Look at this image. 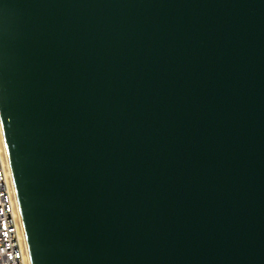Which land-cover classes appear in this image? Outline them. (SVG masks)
I'll use <instances>...</instances> for the list:
<instances>
[{"label":"water","instance_id":"1","mask_svg":"<svg viewBox=\"0 0 264 264\" xmlns=\"http://www.w3.org/2000/svg\"><path fill=\"white\" fill-rule=\"evenodd\" d=\"M0 122L31 264H264V0H0Z\"/></svg>","mask_w":264,"mask_h":264},{"label":"built area","instance_id":"2","mask_svg":"<svg viewBox=\"0 0 264 264\" xmlns=\"http://www.w3.org/2000/svg\"><path fill=\"white\" fill-rule=\"evenodd\" d=\"M0 264H28L19 205L0 143Z\"/></svg>","mask_w":264,"mask_h":264},{"label":"bare ground","instance_id":"3","mask_svg":"<svg viewBox=\"0 0 264 264\" xmlns=\"http://www.w3.org/2000/svg\"><path fill=\"white\" fill-rule=\"evenodd\" d=\"M0 143H1L2 151L4 153V161H5V164H6L8 175L10 177L11 183H13L12 178H11L9 160H8V156H7V150H6L5 141H4V137H3L1 122H0ZM22 231H23V227H22ZM23 246H24L25 254L27 256L28 264H31L30 256H29V250H28V246H27V243H26L24 231H23Z\"/></svg>","mask_w":264,"mask_h":264}]
</instances>
